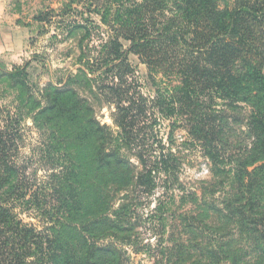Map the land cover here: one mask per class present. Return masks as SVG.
<instances>
[{
  "label": "trees",
  "instance_id": "1",
  "mask_svg": "<svg viewBox=\"0 0 264 264\" xmlns=\"http://www.w3.org/2000/svg\"><path fill=\"white\" fill-rule=\"evenodd\" d=\"M110 1L95 0L109 34L100 48L93 53L84 44L99 25L90 19L75 24L84 28L79 73L46 88L41 98L25 65L8 69L0 62V73L28 94L0 120V264H100V253L114 249L99 239L138 222L139 204L158 189L156 212L165 225L164 209L175 202L176 190H185L184 150L196 146L212 161L238 149L231 192L247 201L229 214L235 209L239 221L264 226V214L254 209L256 189L264 186V0ZM130 52L147 65L153 95L140 90ZM78 85L114 108L117 131L98 119ZM27 115L42 139L43 179L30 171L32 158L16 159ZM165 122L166 138L160 131ZM179 130L187 137L182 144ZM236 130L248 141L233 146ZM118 193L124 194L115 209ZM24 213L40 225L25 221Z\"/></svg>",
  "mask_w": 264,
  "mask_h": 264
},
{
  "label": "rangeland",
  "instance_id": "2",
  "mask_svg": "<svg viewBox=\"0 0 264 264\" xmlns=\"http://www.w3.org/2000/svg\"><path fill=\"white\" fill-rule=\"evenodd\" d=\"M110 2L100 0L102 5ZM95 7V0H0V62L8 69L25 65L30 88L37 98H41L46 88L58 86L79 73L84 28H72L75 24H85V19H90L93 24L99 25L84 42L89 49H94L93 53L109 35ZM121 41L125 49L129 47V41ZM86 53H90L88 49ZM128 58L136 69L134 76L140 90L146 95H153L155 86L147 65L133 52ZM74 87L80 88L81 95L90 98L98 119L117 131L111 117L114 108L95 98L87 87ZM26 93L25 89L13 86L0 73V120L7 115V110L16 106L17 99L28 95ZM241 129L246 130L245 127ZM22 130L24 141L16 159L28 161L32 158L34 164L30 166V171L37 169V176L43 179L46 171L40 167L38 153L42 139L31 116L23 119ZM160 131L161 136L166 138L167 122L160 127ZM246 134L237 130L230 134L233 146H237V142L248 141ZM176 135L180 144L187 138L181 130ZM184 153L181 180L185 190H176L175 202L164 209L166 224H162L160 213L156 212L163 193L162 189H158L139 204L135 212L141 217L138 222L114 229L113 234L109 232L99 239L100 244H113L114 249L100 253V264H264V226H257L249 218L239 221L235 209L232 210L235 211L233 217L229 214L231 206L247 201L246 195L231 192L235 185L231 169L236 164L234 155L238 149L225 150L223 156L215 161L206 156L200 146L185 149ZM220 167H225V171H219ZM189 190H195L197 194L183 195ZM123 194L118 193L114 198L115 209ZM256 195L258 205L254 209L264 214V186L261 183ZM247 209L251 211V207ZM184 215H194L196 219L181 221ZM22 218L40 225L31 214L24 213ZM181 246L183 249H178ZM158 248L163 251L160 255Z\"/></svg>",
  "mask_w": 264,
  "mask_h": 264
}]
</instances>
